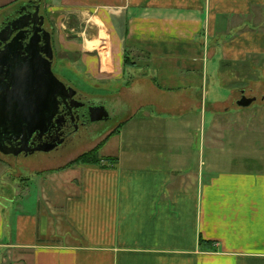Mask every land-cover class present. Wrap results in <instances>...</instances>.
Returning a JSON list of instances; mask_svg holds the SVG:
<instances>
[{"label":"crops","instance_id":"obj_1","mask_svg":"<svg viewBox=\"0 0 264 264\" xmlns=\"http://www.w3.org/2000/svg\"><path fill=\"white\" fill-rule=\"evenodd\" d=\"M27 2L128 115L100 150L116 161L38 172L40 199L0 162V264H264V163L205 155L225 66L264 56V0H0V27Z\"/></svg>","mask_w":264,"mask_h":264},{"label":"rangeland","instance_id":"obj_2","mask_svg":"<svg viewBox=\"0 0 264 264\" xmlns=\"http://www.w3.org/2000/svg\"><path fill=\"white\" fill-rule=\"evenodd\" d=\"M4 19L3 17L2 20ZM87 36H89L88 33ZM54 44L56 53L63 57V60L61 58L57 59L54 72L67 81L76 84L77 88L81 90L93 93L94 95L101 94L99 97H94V99L105 100L107 106L110 107V102L106 99V94H108V92L106 91L105 82H95L93 78L86 75L85 65L78 60V57H80L79 53L61 52L55 40ZM216 53V57L211 59V71L214 64L221 61L220 50L217 49ZM71 59H74V62H72ZM129 60L132 62L134 58H130ZM225 67L226 70L223 71V82L226 84L219 80L215 81L212 78L210 99L212 101V96H214L212 93L213 84L219 82L222 84L221 86H223V84L226 85L221 87L224 91H222V95L219 96L220 99H231V101L221 107L219 105L216 107L210 105L209 107V118L217 115L219 118V126L216 131L213 132L210 129L211 126L208 124L205 155L209 157L212 164L218 163L220 167L224 168L229 167V165L234 168H243L245 163L248 166L252 165L254 167L255 164L264 163L262 161L264 159V56L250 58V62H248L246 66ZM229 67H232V71ZM217 69L218 73L219 68ZM227 84L234 85L238 88L234 92L233 97L232 87ZM243 95L247 97H256V100L249 107H242L237 104V100ZM226 108H228V110L224 114L222 109ZM127 115V112H122V110H119L117 114L113 111L111 114L112 119L108 120V125L96 127L100 129L108 127L107 129L110 131V129L112 130L115 128L121 120L125 119ZM96 127H94V132H92L91 135L84 134L81 139L77 140L74 146H71V148L65 151H61L59 154L52 155L51 157L46 154L25 157L15 155L9 156L0 153L2 182L5 185V190L9 188L11 183H15L16 185L14 186H16L19 192L18 195L24 198L26 187L32 185L34 191V195L32 196L39 199L42 198V188L47 178L45 174L38 172H47L49 169L63 167L85 152L93 150L102 142L106 141L114 132L111 131L108 133V131L102 135L103 131L100 129L95 132ZM28 177L31 181H25V179L28 180ZM2 201L6 206H9L8 200L3 199ZM23 206L24 205H22V207ZM1 260L2 254L0 255V263Z\"/></svg>","mask_w":264,"mask_h":264},{"label":"flooded vegetation","instance_id":"obj_3","mask_svg":"<svg viewBox=\"0 0 264 264\" xmlns=\"http://www.w3.org/2000/svg\"><path fill=\"white\" fill-rule=\"evenodd\" d=\"M37 7L34 2L19 5L18 11L8 16L0 27V67L2 64L5 65L2 67L5 70L7 62H9L7 59L13 56V53L10 52L11 47H16L18 54L28 56H33L34 49H36V52L47 60H50L51 54L53 67L56 59V52L52 45L53 33L46 25L45 20V24H41L42 18L39 13L38 18L34 16ZM17 20H21L24 26L16 29L12 23ZM49 35H51L52 49L47 42ZM2 57L7 59L1 61ZM55 76L64 86L62 84L51 85L53 91L51 104L54 110L48 123L45 126H39L34 133L26 135L21 133L22 135H18L19 137L14 133L3 136L4 143L7 145L2 143L1 147L9 153L0 151L1 154L25 157L59 154L74 146L84 134L91 135L94 132V127L108 125V120L112 119L113 110L107 106L105 100L94 99L96 96L93 93L77 88L76 84L56 74ZM107 128L96 127L95 132L100 129L103 131V135L109 131ZM15 150L16 153H14Z\"/></svg>","mask_w":264,"mask_h":264},{"label":"water","instance_id":"obj_4","mask_svg":"<svg viewBox=\"0 0 264 264\" xmlns=\"http://www.w3.org/2000/svg\"><path fill=\"white\" fill-rule=\"evenodd\" d=\"M38 13L39 7L34 14L37 18ZM40 17L43 24L44 17ZM12 24L16 29L24 26L21 20ZM47 42L52 49L51 35L48 36ZM10 49L13 53L12 58L1 59L9 60L6 70L2 68L5 66L3 64L0 67V151L4 153L9 152L1 147L4 143L3 136L13 133L17 136H21V133L24 135L34 133L39 126L48 123L54 110L51 104L53 93L51 85L62 84L52 70L51 54L50 60H47L43 59L36 49L33 56L18 54L16 47ZM255 100L256 97L243 95L237 104L249 107Z\"/></svg>","mask_w":264,"mask_h":264},{"label":"trees","instance_id":"obj_5","mask_svg":"<svg viewBox=\"0 0 264 264\" xmlns=\"http://www.w3.org/2000/svg\"><path fill=\"white\" fill-rule=\"evenodd\" d=\"M129 59H130L129 55L126 54L125 55V65L127 64V66L130 65V64L131 65L133 64V62H130ZM113 133H115V132H113ZM105 142L106 141L102 142L100 145L95 147L93 150H91L89 152H85L84 154L80 155L77 159H75L72 162L66 164L61 169L72 168V167H74L76 165H79V164H100V165H102L105 161L110 162V163L116 161L117 159L113 158V157L100 156V150H101V148H102V146L104 145ZM202 242H203V240L201 239V243Z\"/></svg>","mask_w":264,"mask_h":264}]
</instances>
